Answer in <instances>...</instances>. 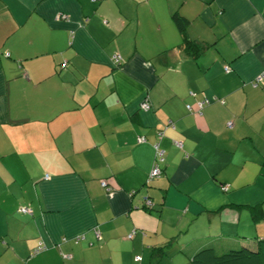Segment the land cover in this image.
I'll return each mask as SVG.
<instances>
[{"label": "crops", "instance_id": "1", "mask_svg": "<svg viewBox=\"0 0 264 264\" xmlns=\"http://www.w3.org/2000/svg\"><path fill=\"white\" fill-rule=\"evenodd\" d=\"M262 69L264 0H0V264H192L264 213Z\"/></svg>", "mask_w": 264, "mask_h": 264}, {"label": "trees", "instance_id": "2", "mask_svg": "<svg viewBox=\"0 0 264 264\" xmlns=\"http://www.w3.org/2000/svg\"><path fill=\"white\" fill-rule=\"evenodd\" d=\"M172 19L178 31L182 35V42L180 46L183 47L192 56H195L196 54L201 52L204 49L205 45L199 42L192 41L184 35V27L186 25L187 20L182 15H179L177 13H174L172 15ZM156 160L157 161L155 164L161 171L157 162L159 160H162V158H157ZM159 173L151 176H157ZM226 188H227L226 186L222 185V189H226ZM146 200L150 201V199H146ZM228 206L233 207L234 209L235 208L238 209L241 207L245 208L246 211H248L251 220L252 221L254 220L256 223L257 221L263 219L264 216V213L262 209H260V206L258 204L255 205L229 204ZM144 207L150 208L151 201L149 205L144 203ZM244 210H241V213ZM239 219H237L236 222H229V227L232 226L235 230H237V228L235 227L237 226ZM134 232L135 231L132 230L127 236L131 237L134 234ZM228 234H229V238L222 237L224 234L219 233L215 235H210V237L212 236V238L206 240L204 243L198 242L196 245L199 244L200 245L196 247V250L192 255L189 254V259H191L192 264H238L242 259L254 260L257 264H264V235L259 233V234H254L252 238H248L247 236L244 235L241 236L238 235L237 233L234 234H232V232L225 233L226 236H228ZM174 240L175 238H170V240H168L163 245L156 247V249L162 251L163 249L167 248L170 244H172ZM39 242H37L36 246L38 245ZM40 244L43 245L41 242ZM44 248L45 246L42 249ZM33 249L31 255L35 254L33 253ZM139 258L136 260H139Z\"/></svg>", "mask_w": 264, "mask_h": 264}, {"label": "rangeland", "instance_id": "3", "mask_svg": "<svg viewBox=\"0 0 264 264\" xmlns=\"http://www.w3.org/2000/svg\"><path fill=\"white\" fill-rule=\"evenodd\" d=\"M244 215H248L247 216L248 218H245ZM250 219H249V213L242 212L240 219L237 223V226L235 227V228H237V230H235L232 226L229 227V224H228V226L225 224H222L223 227L221 229L222 230L221 232H219V231L216 232V231H214L216 229H213V226H216V224L220 223L218 221V218H214L213 221L204 220V221H202L201 224H202V226H207V228L202 229L201 232L191 231L190 235H187L188 240L185 241V243L183 245H186L187 243L188 244L192 243V245H194V243L197 244L200 241H206L207 239L212 238V236L209 237L208 235H215V234H219V233L224 234L222 237H225V238H227V237L229 238V234H228V236L225 235V233H229V232H232V234L237 233L238 235H241V236L244 235V236H247L248 238H252V236L254 234H259V233L264 235V219L261 220L260 222H257V223L251 222ZM193 235H195V236H193ZM189 236H191V237H189ZM195 238H197V239H195ZM179 253H181V252H179Z\"/></svg>", "mask_w": 264, "mask_h": 264}, {"label": "built area", "instance_id": "4", "mask_svg": "<svg viewBox=\"0 0 264 264\" xmlns=\"http://www.w3.org/2000/svg\"><path fill=\"white\" fill-rule=\"evenodd\" d=\"M119 58H120V56L118 55V54H115L114 55V59L115 60H117V61H119ZM228 69V67L227 66H225V70H227ZM264 77V69H262L259 73H258V75L256 76V79H255V82H259V81H261L262 80V78ZM206 103H208V99H202V100H200V101H198L197 102V111H199L202 107H203V105H205ZM140 106L142 107V108H147L148 107V104H147V102H141V104H140ZM186 108L188 109V110H191V107H190V105L189 104H186ZM142 139V137H139V141ZM154 148H155V150H156V155H157V158H161V151L158 149V145L157 144H155L154 145ZM159 168L156 166V164L152 167V169H151V171H150V176L151 175H155V174H157V173H159ZM145 203L147 204V205H149L150 204V201L149 200H146L145 201ZM21 210H23V211H28V209L27 208H25V207H21L20 208ZM130 236V235H129ZM81 238H83V236L82 235H79L78 237H76L75 239L76 240H79V239H81ZM44 246L43 245H41L40 244V242L38 243V245L33 249V253H36V252H38L39 250H41L42 248H43ZM136 259H138L139 257H135Z\"/></svg>", "mask_w": 264, "mask_h": 264}]
</instances>
